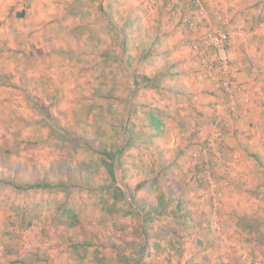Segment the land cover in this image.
<instances>
[{
  "label": "rangeland",
  "instance_id": "rangeland-1",
  "mask_svg": "<svg viewBox=\"0 0 264 264\" xmlns=\"http://www.w3.org/2000/svg\"><path fill=\"white\" fill-rule=\"evenodd\" d=\"M201 2L209 15V24H199L193 31L187 24L196 18L193 0L17 1V6L21 3L26 12L39 8L36 17L43 20L40 24L43 32L36 35L35 59L30 57L27 64L26 60L11 55L10 71H0V83L10 77L15 82L22 78L20 86L0 87V158L7 157L24 166L27 170L19 173L22 179L33 178L35 174L46 176L51 171L68 176L65 161L71 162L77 178L71 180L74 182L71 187H54L51 191L0 184V264H99L102 256H115L107 264H119L115 261L119 256L132 257L135 248L125 245L124 238L129 242L140 241L142 221L127 205V198L122 197L115 206L113 196L123 186L119 182L126 180L135 186L147 178L148 172L165 169L161 192L147 193L143 188L139 194L148 195L157 204L159 194H168L171 179L176 194H183L184 207L179 215L183 220L186 212L188 221L183 225L171 215L151 220V233L161 231L163 235L155 238L159 245L151 244L148 248L146 262L264 264V231L253 230L255 234L251 235L257 240L248 243L239 235H231L222 221L223 214L214 216L224 207L223 189L229 180L237 185L243 170L237 156L224 147L227 133L233 130L232 119L235 122L239 117L235 114L238 87L234 66L225 48L234 36L261 30L264 22L252 28L249 18L240 20L236 14L231 16L230 8L221 2L211 10L206 0ZM262 8L259 16L264 18ZM150 11L172 17L176 33L184 41L188 39L183 45H188L200 66L194 79L202 84L209 82L206 91L227 99L212 105L215 115L212 132L200 140L202 137L195 136L198 124L195 121L187 124L180 140L188 146L168 159L159 156L162 152L155 149L154 139L160 138L159 143L165 146L169 144L165 138L170 135L151 136L146 132L147 112L155 107L136 102L150 93L153 96L154 91L164 93V69L168 65V62L163 65L167 61L162 53L164 41L154 39L142 28L144 24L153 25L147 17ZM25 20L26 24L27 16ZM210 27L231 33L223 49L213 48L204 38ZM239 30L242 32L238 34ZM39 46L45 48L43 55ZM149 59L154 60L153 69L147 66ZM16 62L20 65H14ZM224 62L230 67V91L223 87L227 78L221 67ZM136 115L140 126L135 127L137 135L129 131ZM125 124L129 126L124 127ZM64 127L75 135L71 136ZM82 134H87L91 142H98L100 148H108L116 157L105 160V155L82 146ZM119 149H123L122 154L117 152ZM225 178H229L228 183ZM188 193H194L193 199L195 195L213 214L208 229H202L207 225L197 229L199 218L193 215ZM256 199L264 205L263 198ZM262 207L255 213L257 218ZM232 222L236 224V219ZM153 238L151 243L155 242ZM111 244L121 246L115 255Z\"/></svg>",
  "mask_w": 264,
  "mask_h": 264
},
{
  "label": "crops",
  "instance_id": "crops-1",
  "mask_svg": "<svg viewBox=\"0 0 264 264\" xmlns=\"http://www.w3.org/2000/svg\"><path fill=\"white\" fill-rule=\"evenodd\" d=\"M17 1L20 0H0V71H4V69L5 72L10 71L12 68L11 55L20 57L23 61L26 60L28 64V59L30 57L35 59L38 54L35 49L38 38L36 35L39 31L43 32V26L40 25L43 20L36 17L39 8L35 7L33 11L26 12L27 10L21 7V3L17 6ZM206 1L210 10L218 4L217 2H221L223 6L230 8L231 16L236 14L240 20L249 18L248 23H252V28H255L254 26L258 23L264 22V18L259 16L262 14L260 8L264 6V0ZM25 16H27L26 24ZM147 17L153 25L148 23L144 24L145 28L140 27L151 33L154 39L164 41L162 53L165 54L164 57L167 58V61L163 65H166V62L168 65L164 69L166 75L163 79L164 93L157 94L154 91V97L150 93L146 99L136 102L145 103L148 107H155V109L150 108L147 112L148 127L146 132L151 136L153 134L170 135V138H165L169 143L165 146L159 143L160 138L155 137L154 139V143L157 145L155 149L158 148L159 152H162L159 156L168 159L180 149L183 151L184 147L188 146L185 141L180 140V135L187 124L192 121L198 124L199 130L195 136L202 137L200 140L212 132L211 122L214 115L212 105L217 101V103L222 102L223 98L225 102L227 99L219 93L212 95L206 91L210 86L209 82L202 84L194 79L193 75L196 70L200 69V66L188 45H183L188 39L186 38L184 41L185 38L176 33L172 17L157 15L152 11L147 14ZM17 38L19 40L16 41ZM176 46H178L177 50ZM38 49L39 53L43 55L45 48L39 46ZM64 49H68V47ZM225 54L232 60L234 66V81L238 87L236 91L238 111L235 110V114L239 117L235 122L232 119L233 130L227 133L224 147L230 149L232 154L237 156L236 158L243 165V170L240 181L236 180L237 185L231 184L229 180V185L223 189L224 207L221 209L222 211L218 210L214 213V216L223 214L222 221L231 231V235H239L241 239L252 243L257 240V237L254 238L251 235V233L255 234L253 230H257L259 233L264 231V205H261L260 200L256 199H264V23L261 30L255 31L253 36L247 39L244 36H234L226 46ZM153 61V59L147 61V66L152 69L155 67ZM4 64H7L8 67H3ZM14 65H20V63L16 62ZM15 70L19 69L15 68ZM21 79L19 78L15 82L10 77L6 79V82L0 83V87L20 86ZM134 96L131 98L132 101H135ZM134 109L139 110L138 107ZM137 119V115L133 116V124H131L133 128H129V131L131 129L136 135L138 131L136 133L134 130L138 129L135 127H140L137 124ZM127 126L129 125H124V127ZM177 136L179 141H177ZM220 173L219 171V176L222 177ZM228 179L225 178V182L228 183ZM189 186L193 190V184L190 183ZM193 194L188 193V197L191 199L190 208L193 209V215L199 218L197 229L207 225V228H202L206 230L213 214H210L209 210L207 211L195 195L193 199ZM259 206L263 207L259 212V218H257L255 213L258 212ZM229 214H231V219H229ZM233 218L236 219V224L231 223ZM242 222H245L244 226L240 225ZM236 226L237 229H235ZM211 229L209 228V230Z\"/></svg>",
  "mask_w": 264,
  "mask_h": 264
},
{
  "label": "trees",
  "instance_id": "trees-1",
  "mask_svg": "<svg viewBox=\"0 0 264 264\" xmlns=\"http://www.w3.org/2000/svg\"><path fill=\"white\" fill-rule=\"evenodd\" d=\"M65 131L73 136L75 135L74 131L71 129L63 128ZM83 143L82 146H85L87 149H94L98 154L105 155L106 158H114L116 157L115 153L109 151L108 148H100L97 143L91 142L86 135L82 134ZM73 138V137H72ZM119 154L123 153V149H119L117 151ZM119 163H122V160H119ZM65 167L68 169V176H63L59 174L58 171L47 172L46 176L43 174H35L33 178L30 176L26 179H22L20 177V172L23 170H27L24 166L20 165L18 162H12L10 158L4 157L0 158V184L9 183L14 187L24 189V190H34V191H42L49 190L52 188H69L73 185L74 182L71 183L72 179H76L77 176L74 172L75 168H73L70 161L64 162ZM117 167V166H116ZM118 170V167H117ZM166 171V169H165ZM163 172H148L147 178L140 181L137 185L133 186L131 182L124 180L123 182H119L118 178H116V182L122 183L120 185L119 194H115L113 196L114 202L113 205L116 206L117 202L122 199V197L127 198V205L130 206L131 210L134 213H137V216L140 217L142 221V237L140 241H132L129 242L124 238L128 247L135 248V251L132 253V257L127 255L119 256L118 260L115 259L119 264H150L145 261L146 255L149 253L148 248H150L151 244L159 245V242L155 241V238L162 237L163 233L161 231L156 234H152L151 231L153 229L152 221L154 219L165 218L167 215L174 216L177 221L181 222V224L185 225L188 221V214L185 212L183 214L184 218L179 215L180 211H182L184 207V202L182 199L183 194L179 193L177 195V190L174 187V184L171 179L169 180L168 194H159L158 203L156 204L154 201H151L148 198V195H140L139 191L141 189H145L147 193L152 191L161 192L164 188H161L160 183L164 181V173ZM58 173V174H57ZM118 173V172H117ZM14 175V178H10L11 175ZM66 174V173H65ZM30 175V174H29ZM117 177V176H116ZM159 184V185H158ZM111 186V185H107ZM108 188V187H107ZM121 193V194H120ZM177 197H176V196ZM113 201V200H112ZM113 210V209H111ZM171 222V221H170ZM141 223V222H140ZM153 238V243H151L150 238ZM113 249V254L115 255V251L121 249V246H116L115 244H111L110 246ZM137 248V249H136ZM101 251V247H99ZM121 253V250L119 251ZM122 253H126L125 249H122ZM99 255V254H98ZM115 256H111V258H107L106 256H102L99 258V264H107L108 260L113 259ZM117 264V263H116Z\"/></svg>",
  "mask_w": 264,
  "mask_h": 264
},
{
  "label": "built area",
  "instance_id": "built-area-1",
  "mask_svg": "<svg viewBox=\"0 0 264 264\" xmlns=\"http://www.w3.org/2000/svg\"><path fill=\"white\" fill-rule=\"evenodd\" d=\"M193 3L195 6L194 15L196 16V18L194 20H188L187 24L191 30L196 31L199 24H209V15L201 0H193ZM241 32L242 30H239L237 33L239 34ZM254 33L255 31H249L248 33L243 32L244 36H246L247 38L253 36ZM203 36L206 40H208L209 44L217 50L223 49L231 39L230 32H227L218 27H210L208 30H206V32H204ZM220 64H222V62ZM220 64L218 65V67L220 66ZM221 67L224 70V74L227 76L225 82L223 83V87L227 91H230L231 83L230 78L228 77L230 74L229 64L227 62H224ZM212 69L213 71L216 70L215 68Z\"/></svg>",
  "mask_w": 264,
  "mask_h": 264
}]
</instances>
